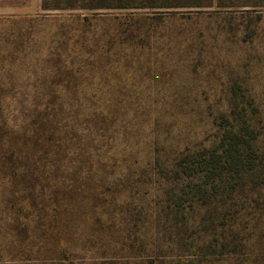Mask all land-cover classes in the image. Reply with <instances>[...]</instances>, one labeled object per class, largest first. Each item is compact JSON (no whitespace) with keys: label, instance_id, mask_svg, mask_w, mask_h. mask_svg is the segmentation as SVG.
<instances>
[{"label":"rangeland","instance_id":"rangeland-1","mask_svg":"<svg viewBox=\"0 0 264 264\" xmlns=\"http://www.w3.org/2000/svg\"><path fill=\"white\" fill-rule=\"evenodd\" d=\"M225 1L0 0V264H264V0ZM237 106L257 166L195 196Z\"/></svg>","mask_w":264,"mask_h":264},{"label":"trees","instance_id":"trees-1","mask_svg":"<svg viewBox=\"0 0 264 264\" xmlns=\"http://www.w3.org/2000/svg\"><path fill=\"white\" fill-rule=\"evenodd\" d=\"M225 0H41V9L52 11H98L109 9H163L197 5L225 7ZM236 99V96L234 97ZM219 137L211 149L197 153L183 165L192 193L208 199L223 193V187L256 168L259 134L248 109L233 108L222 116ZM211 191V196H210Z\"/></svg>","mask_w":264,"mask_h":264}]
</instances>
